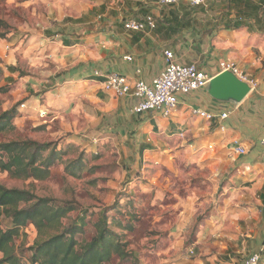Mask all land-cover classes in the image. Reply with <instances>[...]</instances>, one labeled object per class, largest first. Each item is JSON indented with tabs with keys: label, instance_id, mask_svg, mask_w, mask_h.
<instances>
[{
	"label": "rangeland",
	"instance_id": "1",
	"mask_svg": "<svg viewBox=\"0 0 264 264\" xmlns=\"http://www.w3.org/2000/svg\"><path fill=\"white\" fill-rule=\"evenodd\" d=\"M67 2L0 0V115L15 114L0 144L31 140L62 152L47 178L0 168V183L75 203L63 222L84 224L79 240L94 236L105 213L128 253L109 264H240L259 251L261 171L240 166L224 132L188 111L159 125L144 115L137 128L102 111L99 90L71 81L73 53L54 19L68 12ZM25 233L18 244L29 247L37 232L29 226Z\"/></svg>",
	"mask_w": 264,
	"mask_h": 264
},
{
	"label": "crops",
	"instance_id": "2",
	"mask_svg": "<svg viewBox=\"0 0 264 264\" xmlns=\"http://www.w3.org/2000/svg\"><path fill=\"white\" fill-rule=\"evenodd\" d=\"M89 1L66 0L68 12L54 18L63 27L57 28L64 31L58 33L63 47L73 53L69 73L74 80H69L99 90L97 100L103 105L100 109L113 115L115 122L134 128L142 123L140 118L144 115H151V122L159 125L164 119L170 121L188 111L191 120H202L206 127L223 131L233 145L245 146L247 153L238 156L240 166L260 170L264 177V0H207L199 6L186 1L175 4H160L156 0ZM150 15L156 20L155 29L137 31L124 27L129 19ZM167 49L173 51L177 62L196 63L211 77L222 72L221 61H233L242 72L258 80V88L239 104L212 98L206 87L179 94V108L167 118L158 111L134 113L136 100L132 96L118 97L107 91L104 78L95 75L96 71L115 72L131 82L140 79L152 83L166 68ZM192 108L205 110L214 117L212 120L196 117ZM223 114L228 116L223 118Z\"/></svg>",
	"mask_w": 264,
	"mask_h": 264
},
{
	"label": "trees",
	"instance_id": "3",
	"mask_svg": "<svg viewBox=\"0 0 264 264\" xmlns=\"http://www.w3.org/2000/svg\"><path fill=\"white\" fill-rule=\"evenodd\" d=\"M4 70L0 67V79ZM5 90L0 88V92ZM15 114L0 115V132L12 129ZM62 158V152L47 143L13 140L0 144V168L19 176H49V167ZM70 173L77 167L68 164ZM77 206L73 202L58 204L51 198L38 197L30 190L8 188L0 183V264H109L115 255L128 259L120 235L110 228L104 213L95 224L96 233L89 240H79L82 222L65 225L63 220ZM83 220V219H82ZM112 226L116 218H112ZM33 226L37 232L31 246L20 238Z\"/></svg>",
	"mask_w": 264,
	"mask_h": 264
},
{
	"label": "built area",
	"instance_id": "4",
	"mask_svg": "<svg viewBox=\"0 0 264 264\" xmlns=\"http://www.w3.org/2000/svg\"><path fill=\"white\" fill-rule=\"evenodd\" d=\"M160 4H175L180 1H186L192 6L205 4L207 0H156ZM157 26L155 18L150 15L144 19H129L124 23L127 30L147 31L155 29ZM166 57V68L153 80L152 83H147L144 80H131L119 73L109 72L103 74L96 71L95 75L103 77L104 88L107 91L113 92L118 97L132 96L136 103L133 106V111L136 114H146L153 111H158L163 116L170 118L179 108V94H189L193 91L205 88L212 77L199 67L198 64H182L177 62L173 51L167 49L164 52ZM128 60L132 57L128 56ZM222 71L230 70L234 72L240 79L247 81L252 92L258 88V80L250 75L242 72L238 65L230 60L220 62ZM191 113L196 117L212 120L214 115L199 109L192 108ZM228 114H223L222 117H227ZM264 147V139L262 140ZM234 150L238 155L247 153V148L241 144H234ZM264 254V246L240 264H262ZM236 264V263H234Z\"/></svg>",
	"mask_w": 264,
	"mask_h": 264
},
{
	"label": "water",
	"instance_id": "5",
	"mask_svg": "<svg viewBox=\"0 0 264 264\" xmlns=\"http://www.w3.org/2000/svg\"><path fill=\"white\" fill-rule=\"evenodd\" d=\"M208 94L222 102L241 103L251 92L250 84L227 70L212 77L207 85Z\"/></svg>",
	"mask_w": 264,
	"mask_h": 264
}]
</instances>
